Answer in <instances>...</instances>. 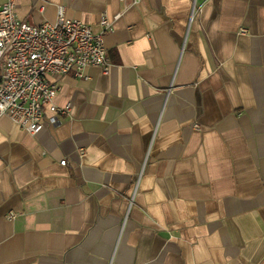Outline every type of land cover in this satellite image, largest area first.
<instances>
[{
  "label": "crops",
  "instance_id": "1",
  "mask_svg": "<svg viewBox=\"0 0 264 264\" xmlns=\"http://www.w3.org/2000/svg\"><path fill=\"white\" fill-rule=\"evenodd\" d=\"M13 1L105 15L109 67L34 135L0 117V264H264V0Z\"/></svg>",
  "mask_w": 264,
  "mask_h": 264
},
{
  "label": "built area",
  "instance_id": "2",
  "mask_svg": "<svg viewBox=\"0 0 264 264\" xmlns=\"http://www.w3.org/2000/svg\"><path fill=\"white\" fill-rule=\"evenodd\" d=\"M134 2L138 0H133ZM94 33L80 19L65 16L59 8L54 22L39 24L19 19L13 0L0 5V117L6 116L34 135L45 124L54 125L70 112V104H56L59 78L73 72L81 76L85 66L109 67L103 36L111 23L99 18ZM245 29H241L244 31ZM197 127V125H195ZM83 149H79V154ZM60 164L65 165L66 159ZM9 211L8 218L15 216Z\"/></svg>",
  "mask_w": 264,
  "mask_h": 264
}]
</instances>
